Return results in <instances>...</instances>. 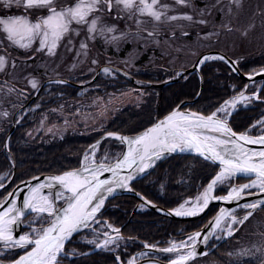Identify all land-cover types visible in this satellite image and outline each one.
Returning a JSON list of instances; mask_svg holds the SVG:
<instances>
[{
  "label": "snow or ice",
  "instance_id": "6c2138e0",
  "mask_svg": "<svg viewBox=\"0 0 264 264\" xmlns=\"http://www.w3.org/2000/svg\"><path fill=\"white\" fill-rule=\"evenodd\" d=\"M233 2L237 8L241 6V0H229V5ZM177 6L194 8L191 0H174V4L161 3L160 0H0V39H6L9 45L25 50V62L37 54L55 57L61 46L67 52L76 53L73 57L75 61L78 57H88L90 42L98 38L106 45L119 47L123 41L154 38L159 35L161 25L180 20L189 22V25H204L208 21L203 17L211 15L214 8L224 12L221 0H215V3L203 9H194L195 16L191 12L176 11ZM170 10L172 14H169ZM227 14H232L230 6ZM106 16L111 17L113 22H106ZM120 20L132 21L135 28L126 24V30H119L117 22ZM148 24L151 27H147ZM253 26L250 24L248 27ZM177 27L182 36L189 35L185 25ZM218 27L232 30L229 23H222ZM204 35L211 37L213 33ZM170 37H175V29L170 32ZM77 40L78 46L75 43ZM28 52L32 55H28ZM193 54L197 55L198 63L194 64L197 69L209 60H219L236 71L234 65L237 61L229 63L224 55ZM6 63L7 57L0 55V71L5 70ZM97 63L93 57L91 64ZM125 63L130 64L131 61ZM12 67H16L15 60L12 61ZM103 72L110 74L111 69L104 67ZM259 74H264V67L245 73L249 80ZM27 83L33 90L38 88L39 82L34 77L27 78ZM232 87L235 88V85ZM248 88L249 85L245 84L236 95L223 100L207 113L181 110L180 105H177L167 115L135 135L105 131L100 140L89 144L84 150L79 167L42 179L33 176L31 181L35 183L21 181L27 184L26 192L21 193L19 187L9 192L5 184L0 183V189H5V194L0 195V248L6 250V253L19 250V254L10 257L7 264H64L68 257L87 256V252L78 253L75 248L67 247L74 234H79L82 229H90L95 234L92 239L82 237L84 243L94 245L96 249L115 252L124 239L120 229L107 221L101 225L105 229L102 232L92 227L97 223V214H102L106 198L117 189L132 191L131 182L141 174H147V170L164 154L186 151L198 154L204 161L216 165L218 170L207 180L203 191L195 198L189 197L176 207L169 208L168 214L176 217L196 216L204 212L212 201L235 203L236 207H221L209 225L182 240L170 239L166 247L160 248L154 243L142 241L144 249L149 251H141L138 255L145 257L155 250L161 255L166 254V264H196L197 257L207 255L205 251H198L200 244L210 243V238L218 230L222 236L217 239L232 236L258 208H264V115L245 131L234 130L230 123V117L239 102L264 103V95L261 94L264 93V81L261 85H255L256 91L250 94ZM13 91L14 86L7 89V92ZM18 94L23 95L24 89L18 90ZM7 115V112L0 113V116ZM256 127L261 129V134L254 137L249 134V130ZM105 137L114 138L126 145V150L117 153L115 158L108 152L99 156L98 149ZM3 146L9 147L8 141H4ZM105 173L108 175L104 176ZM4 175L8 180L13 178L7 173ZM240 178L246 182L233 183ZM225 185L230 186L221 187ZM217 191L224 194L216 195ZM18 194L22 200L18 199ZM136 195L144 201L141 208L152 204L139 192ZM156 210L163 211L159 208ZM237 210L243 214L238 215ZM20 225L27 231L16 234ZM260 235L264 236V233ZM253 248L255 252L243 248L228 255L257 258L256 254L259 253L260 264H264V240L258 245L253 244ZM0 264L5 262L0 260ZM114 264H122L119 255L115 256ZM127 264H135V258H130ZM149 264H160V259L149 261Z\"/></svg>",
  "mask_w": 264,
  "mask_h": 264
},
{
  "label": "trees",
  "instance_id": "16d2710c",
  "mask_svg": "<svg viewBox=\"0 0 264 264\" xmlns=\"http://www.w3.org/2000/svg\"><path fill=\"white\" fill-rule=\"evenodd\" d=\"M238 66L241 72L248 73L264 66V50L255 56L238 60ZM135 78L141 81L161 82L169 72L161 69L139 68L131 73ZM203 76V88L200 98L191 106L192 110L203 111L205 113L216 107L225 97H228L230 86L235 85L239 90L244 82L235 77L228 66L224 63L215 61L205 64L201 68ZM124 84L122 78L118 79ZM97 84L103 83L105 91L111 88L107 87L106 80L99 78ZM131 86V85H130ZM146 93L145 100L138 106H129L118 111L111 120L108 121L104 131H118L123 133H134L150 125L155 118L167 113L173 106L182 100L194 98L198 89V79L196 75H189L183 81L179 80L173 85H169L162 90L152 86H142ZM58 91H66L74 95V89L69 86H57L51 91V94ZM264 95V93H261ZM46 95L42 90L34 103L44 101ZM52 100L42 102L47 104ZM33 103V104H34ZM159 103V106L157 105ZM44 107V106H43ZM264 114V103L254 102L248 108L240 109L230 120L231 126L236 131H244L253 121ZM29 126H18L13 133L9 143V153L14 160L16 171L12 181L5 187L8 191L17 182L41 173H59L63 170L77 166L80 152L87 144L93 141L101 134L99 131H93L86 134H65L56 141L44 143L39 138L32 141H26L24 134ZM8 128L0 132V173L10 169V162L7 153L2 150V144ZM192 162V165L188 163ZM216 167L196 158H171L158 165V167L148 176L135 182L132 187L150 200L160 204L163 207L171 208L179 204L184 198L195 195V193L207 183V180L213 175ZM163 184V194L158 192L159 185ZM5 189L0 191V195L5 194ZM222 191H218L221 193ZM136 200L132 197H120L110 200L100 217L107 219L110 223L121 226L124 224L130 214V211ZM212 212V209L210 213ZM192 222L171 221L160 217L153 212H137L133 215L131 221L127 223L122 234L126 237H135L140 240L151 241L158 237H165L169 233H175L177 230L184 232L195 230L207 219ZM75 246L77 252H84L89 249L88 246L72 241L67 245ZM139 246L137 242H129L127 249L133 251ZM219 249H223L220 247ZM15 254H6L2 257L8 260ZM216 254V253H215ZM121 260L124 261L129 253H119ZM220 260L223 257L216 254ZM215 255V256H216ZM115 260L112 254L95 252L87 256H78L73 259H66L64 264H114Z\"/></svg>",
  "mask_w": 264,
  "mask_h": 264
},
{
  "label": "rangeland",
  "instance_id": "374dc122",
  "mask_svg": "<svg viewBox=\"0 0 264 264\" xmlns=\"http://www.w3.org/2000/svg\"><path fill=\"white\" fill-rule=\"evenodd\" d=\"M161 3H165V1H161ZM197 2H201L200 6H196V9H203L206 5L215 3V0H196ZM168 3V2H166ZM221 3L224 8L223 17H221L222 23H227L226 19H224V13H228L229 6L227 5L228 0H221ZM259 3V4H258ZM258 3L256 0H241V6L237 8L236 4L233 2L234 5V12L231 17H234V19L231 18L232 22L234 21V27L238 28L239 24L242 23L243 19V28L244 30H248L245 35L239 34V37L236 38V35L230 36L225 31L222 32L221 36L219 38H215L214 35L210 38L203 39L201 37H205L204 34H200V36H193L185 37L180 36L179 33L180 29L179 27L175 26L173 28H170L169 30L175 29V31H178V37H175L173 40H168L166 38H157L159 40V44L161 46V50L163 52H168V59L169 62H164L163 65L165 67L169 68H185L189 63L193 62L197 55H194L193 53L199 54L202 51L209 50V49H216L219 50L232 59H237L238 54L240 52L241 47L243 46V54H248L249 56H252L254 53L252 52H259L264 50V23L260 22L259 19H255V11L258 9L264 8V0H258ZM168 4H174V0H170V3ZM261 6V7H260ZM187 10H190L187 7H181L177 6L176 11L178 12H187ZM218 11V15L220 16L222 13L218 9H213V12ZM171 10H170V13ZM106 22L112 23L109 17H105ZM181 21V20H180ZM187 22V21H186ZM180 23V22H179ZM189 23V22H187ZM254 25L253 27L249 28V25ZM248 25V26H247ZM207 26V25H206ZM217 26V25H216ZM247 26V28H246ZM120 29V28H118ZM123 30V29H121ZM185 30L188 31L190 34L192 32L191 29L185 27ZM196 32L202 33V29L200 26L195 28ZM209 33H216V32H209ZM169 38V37H168ZM99 39V38H98ZM152 38H149L151 40ZM170 39V38H169ZM100 45L104 46L103 51V57L104 53L107 52V48L111 46V44H105L101 39ZM144 42L143 40H139ZM217 41V42H216ZM137 40H131L127 41L129 45H133L130 50L132 55H130L127 51L124 52L122 63L119 61L120 57L118 53L108 54L107 57H104L111 65H117L122 68H126V66L130 69H133L134 66V60L139 55V50L134 46L135 43H137ZM171 42L172 49L166 50L164 47L167 46ZM3 42L0 41V44ZM76 45L78 46L79 41H75ZM9 44V43H8ZM95 46H98V44L94 42H90V58L86 60L85 57H78L75 61L73 57L76 56V53L73 52H67L65 51L64 47L61 46L58 54L55 57L45 56L42 54H37L41 56L39 59L37 56H35L36 61L28 60L23 61L20 64L25 65L28 64L30 67L37 68V72L33 74L32 78H36L38 82L42 81L43 79H55V78H64L72 73L79 72V69L82 68L83 64H86L85 61H90V65L87 67L85 66L84 72L86 74L91 73L95 66L98 65L91 64V59L96 56V51L98 50ZM101 46V47H102ZM113 52H118V47H111ZM31 54V52H29ZM136 55L134 58L133 55ZM21 55H25V52H23ZM248 56V57H249ZM15 57L11 59L8 63V71L7 73H11L13 77H16L18 73H32L30 70H24L22 67L18 66L13 68L12 67V61L15 60ZM134 58V59H132ZM40 60V62L38 61ZM100 59V58H98ZM101 59H103L101 57ZM128 59H131L130 64H126L125 61H129ZM48 60L49 62H47ZM83 60L81 63L80 61ZM42 61V62H41ZM50 62L53 63L52 66H49ZM16 63V60H15ZM146 64H153L156 63V60L153 57H149V60L145 62ZM73 64H75V67H73ZM6 69V68H5ZM91 69V71H90ZM6 74L5 71H0V80L4 79V75ZM30 77V76H29ZM5 82L7 81V88L9 86H14L15 91L13 92H7L5 88L3 89L0 87V113L7 112L8 115L0 116V127L7 118L12 114V109L14 110L15 107H19L17 101L18 98L13 95L17 94L18 90L24 89L28 90L31 88L30 85H24L20 82H15L7 77L6 74ZM128 91V92H127ZM15 92V93H14ZM142 96L139 92H135L132 90H126V91H117V92H110L106 96H94L88 99H83L75 104L69 103L67 110L64 112L57 111L55 108H53L50 111V114L52 117L48 119V116L46 114L43 115L42 119L40 120L39 124L36 125L30 133L33 135H36L38 133H41L42 135L46 136L48 139H59L61 138L65 133L67 132H77V131H84L87 129H90L92 127H99L106 123L107 119L115 113L118 109L122 108L123 106L132 105L136 103ZM72 105H75L73 109H69ZM55 110V111H53ZM72 110V111H70ZM43 120V124L41 121ZM78 125H81L82 127L78 130ZM49 129H51L49 131ZM264 211L259 209L256 210L252 217L249 218L248 221L245 222L244 225L240 226L234 237L231 238L227 242V249L231 253H237V250L248 248L252 252H255V248H253V244H260L262 240H264V236H261L260 233H264V229L260 231V226L264 222ZM264 226V225H263ZM228 252V253H230ZM226 254V263L225 264H247V263H254V264H260V261L258 257L260 256L259 253L256 254L257 258H254L252 256H239L237 255H228ZM196 264H219L215 260H213L212 257L203 256L196 258Z\"/></svg>",
  "mask_w": 264,
  "mask_h": 264
},
{
  "label": "water",
  "instance_id": "95a60500",
  "mask_svg": "<svg viewBox=\"0 0 264 264\" xmlns=\"http://www.w3.org/2000/svg\"><path fill=\"white\" fill-rule=\"evenodd\" d=\"M202 55H210V56H216V55H224V54H222V53H219V52H215V51H210V52H206V53H204V54H202ZM225 56V55H224ZM225 58L229 61V63L231 62V61H233V60H231V59H229L227 56H225ZM196 63H198V60H196L195 62H194V64H196ZM194 64H193V66L191 67V68H189L188 70H185V71H183V73H186V72H192V71H195V72H197L198 73V70L199 69H197V68H195L194 67ZM234 67L236 68V71H233L237 76H239L241 79H244V80H246L247 82H251V81H255V80H259V79H263L264 78V74H259V75H256V76H254L251 80H249L247 77H246V75H243V74H241L240 72H239V70H238V68H237V65H234ZM110 68H112V67H110ZM101 69L102 68H99L98 70H97V72H96V74H95V76H94V78H96L97 77V75H98V73L101 71ZM114 71H116V72H118L119 74H121V75H123V76H128V75H125L124 73V71H121V70H119V69H117V68H112ZM130 80L131 81H134V79L132 78V77H130ZM167 83H169V81L168 82H164V83H161V84H156V86H158V87H161V86H163V85H165V84H167ZM201 84H202V80L200 79V90H201ZM200 90H199V94H200ZM199 95H197V97H198ZM185 103H187V102H182L181 104H180V106L181 105H184ZM105 138H107V137H105ZM110 139H112V140H115L114 138H110ZM116 142H118L119 143V145H121L122 146V150H126V145H122L119 141H117V140H115ZM248 147H252V148H257V147H259V145H248ZM177 155H193V156H197V157H199L198 156V154H195V153H192V152H189V151H186V152H175V153H166V154H164V156L160 159V160H157L156 162H155V164L150 168V169H148L147 170V173L156 165V164H158L160 161H162V160H164V159H166V158H168V157H170V156H177ZM199 158H201V157H199ZM208 162V161H207ZM211 163V162H210ZM108 174L107 173H105L104 174V176H107ZM144 174H141L139 177H141V176H143ZM45 176H51V175H40V176H36V177H40L41 179L43 178V177H45ZM139 177H137V178H139ZM103 178V177H102ZM136 178V179H137ZM135 179V180H136ZM29 181H31V179H28V180H25V182H29ZM32 183H35L36 181H31ZM132 183V182H131ZM15 187H19V189H20V192L21 193H23V192H26L27 191V184L26 183H19L18 185H16ZM14 190V188L11 190V191H13ZM10 191V192H11ZM126 194H129V195H133V196H135L137 199H139V201H140V203L137 205V206H140L141 204H143L144 203V201H142L137 195H136V193L134 192V191H128V190H124V189H117L114 193H112L111 195H109L107 198H106V200H105V202L108 200V199H111V198H114V197H116V196H120V195H126ZM18 199L19 200H22V196H20L19 194H18ZM246 199H252V197H247ZM243 202V201H242ZM213 204H217V205H219V208H218V210H217V212L219 211V209L221 208V207H224V208H233V207H236V205H235V203H228V202H217V201H212V202H210V204H209V206L210 205H213ZM154 204H146L145 206H147L148 208H150L151 210H153V211H155V212H157V213H159V214H162L163 216H166V217H168V218H170V219H178V220H183V221H189V220H194V219H197V218H200V217H202V216H204V214L207 212V210H208V208H209V206L205 209V211L204 212H202V213H200V214H198V215H196V216H191V217H176L175 215H170V214H168V210H165V209H163V208H161V207H159V206H156V205H154ZM6 206V205H5ZM136 206V207H137ZM157 208H159V209H162L163 211H157L156 209ZM136 209V208H135ZM0 210H2V207H0ZM217 212L210 218V219H208V221L202 226V228H204L206 225H209V222L210 221H212L213 220V218L215 217V215L217 214ZM21 228H22V225H20V226H18V228H17V233L16 234H18L20 231H21ZM201 228V229H202ZM200 229V230H201ZM83 230V229H82ZM81 230V231H82ZM201 239H202V237H201ZM205 246L206 245H204V244H200L199 245V247H198V251H203V249L205 248ZM5 264H7V263H5ZM162 264H166V263H162Z\"/></svg>",
  "mask_w": 264,
  "mask_h": 264
}]
</instances>
